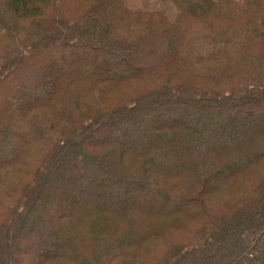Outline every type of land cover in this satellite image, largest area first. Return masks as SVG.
Wrapping results in <instances>:
<instances>
[{
	"label": "trees",
	"instance_id": "trees-1",
	"mask_svg": "<svg viewBox=\"0 0 264 264\" xmlns=\"http://www.w3.org/2000/svg\"><path fill=\"white\" fill-rule=\"evenodd\" d=\"M162 1L0 0V264H264V0Z\"/></svg>",
	"mask_w": 264,
	"mask_h": 264
},
{
	"label": "rangeland",
	"instance_id": "rangeland-1",
	"mask_svg": "<svg viewBox=\"0 0 264 264\" xmlns=\"http://www.w3.org/2000/svg\"><path fill=\"white\" fill-rule=\"evenodd\" d=\"M135 7L139 9H157L162 10L167 13L172 12V6L171 3L168 1H162V0H130ZM43 236L47 235L46 232L43 230L41 233ZM36 238H29L28 240V246L33 247V245L36 242Z\"/></svg>",
	"mask_w": 264,
	"mask_h": 264
}]
</instances>
